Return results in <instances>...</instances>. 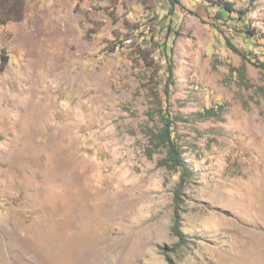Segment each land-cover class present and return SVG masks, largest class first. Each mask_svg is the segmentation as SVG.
I'll return each mask as SVG.
<instances>
[{
    "label": "rangeland",
    "instance_id": "rangeland-1",
    "mask_svg": "<svg viewBox=\"0 0 264 264\" xmlns=\"http://www.w3.org/2000/svg\"><path fill=\"white\" fill-rule=\"evenodd\" d=\"M23 3L0 25V264H264V0Z\"/></svg>",
    "mask_w": 264,
    "mask_h": 264
},
{
    "label": "trees",
    "instance_id": "trees-1",
    "mask_svg": "<svg viewBox=\"0 0 264 264\" xmlns=\"http://www.w3.org/2000/svg\"><path fill=\"white\" fill-rule=\"evenodd\" d=\"M23 0H0V25H4L7 22H17L22 19V11H23ZM223 7L226 12L228 13H233L235 12L236 14L243 15L241 11L235 10V8L231 7V4L228 2H223ZM246 33V32H245ZM233 50L235 51L236 49L231 45L228 44ZM168 74L171 77L172 75V68L169 66L168 67ZM168 85H166L167 88ZM164 128L160 133L157 134L156 139L160 145L165 146L167 150V155H168V163L169 166L168 168H176V167H181V161L178 155V152L176 151L173 143L170 141L169 137V130H170V123L168 122V119L164 120ZM178 194V190L176 191V196Z\"/></svg>",
    "mask_w": 264,
    "mask_h": 264
},
{
    "label": "bare ground",
    "instance_id": "bare-ground-1",
    "mask_svg": "<svg viewBox=\"0 0 264 264\" xmlns=\"http://www.w3.org/2000/svg\"><path fill=\"white\" fill-rule=\"evenodd\" d=\"M90 253V252H89Z\"/></svg>",
    "mask_w": 264,
    "mask_h": 264
}]
</instances>
